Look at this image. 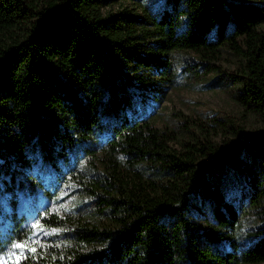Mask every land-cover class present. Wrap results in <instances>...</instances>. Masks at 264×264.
Wrapping results in <instances>:
<instances>
[{
    "label": "trees",
    "instance_id": "trees-1",
    "mask_svg": "<svg viewBox=\"0 0 264 264\" xmlns=\"http://www.w3.org/2000/svg\"><path fill=\"white\" fill-rule=\"evenodd\" d=\"M208 72L241 119L132 112L134 96ZM82 140L89 215L52 206L47 182L41 206L16 212L17 192H36L30 168ZM230 162L238 202L219 187ZM1 204L0 264L263 263L264 0H0ZM245 204L254 225L236 244Z\"/></svg>",
    "mask_w": 264,
    "mask_h": 264
},
{
    "label": "rangeland",
    "instance_id": "rangeland-1",
    "mask_svg": "<svg viewBox=\"0 0 264 264\" xmlns=\"http://www.w3.org/2000/svg\"><path fill=\"white\" fill-rule=\"evenodd\" d=\"M129 4V2H124ZM110 7L115 8V5ZM218 68L224 71H233V63L230 62L228 58H223L216 62ZM188 68H192V64H189ZM213 74L208 72V75L205 78H181L178 79L174 84L167 86L164 83H160V86L157 88L159 90L153 92L151 95L153 97H148L147 99L139 100L134 96L132 104V112L136 114H143L144 112H149L150 115H156L154 120L156 125H160L162 121L173 118L175 115H197L204 119H209L211 117L218 118H228L230 120L241 119L240 110L231 98L230 84L224 82L219 85L218 80L210 82L209 78ZM151 77H154V74H150ZM221 79V78H220ZM243 127L247 126V123L240 122ZM85 141L82 140L74 145V148L70 151L67 157L66 163H56L53 167L46 164L38 162V164L33 165L30 168V179L33 185L35 186L36 192L32 194L29 191L27 194L30 198L32 195V200L26 202L25 194L22 195L17 192L18 203L16 206V212H26V209H30L31 212L41 206L45 200L40 196L42 191L43 182H47L46 185L52 188H55L57 194H52L50 196V202L52 206L58 210H68V209H80L88 207L87 197L85 194L79 191V181L76 179V171L82 172L84 177H81V182L90 180L91 177H88L92 173L90 167L86 166L84 162L85 158L89 157L87 152L82 149V146L85 145ZM79 150H78V149ZM37 163V162H36ZM222 178L220 179V190L224 198L230 197L231 200L238 202L235 194L240 193L241 183L239 184L238 180L240 179L239 174L234 172L235 167L233 163H226L222 167ZM25 171V170H24ZM70 173L75 175L70 177ZM87 175V176H85ZM22 176V175H21ZM20 176V177H21ZM39 181L42 183L39 184ZM31 190V188H29ZM234 195V196H233ZM30 203L33 205L30 206ZM26 204V206H25ZM25 206V207H24ZM4 210L5 212L9 210V207L6 204L0 205V213ZM91 208H86L81 211L82 215H89ZM4 212V213H5ZM196 216L199 217V224L203 225V220L200 216L204 214L199 210L195 209ZM99 221L103 220V217L96 216ZM253 214L250 207L246 204L239 209L238 213V227L234 231H230L228 238L235 239L236 244L242 242L244 237L242 234L246 229L254 225ZM8 222V225H11L12 222L10 219L2 218L0 220V227ZM251 242L247 240L238 246V249L247 245ZM85 249L91 248L92 245H83ZM258 264H264L258 263Z\"/></svg>",
    "mask_w": 264,
    "mask_h": 264
},
{
    "label": "snow or ice",
    "instance_id": "snow-or-ice-1",
    "mask_svg": "<svg viewBox=\"0 0 264 264\" xmlns=\"http://www.w3.org/2000/svg\"><path fill=\"white\" fill-rule=\"evenodd\" d=\"M14 247H16V248H24L25 245H23V244H16V245H14ZM30 251L35 252L36 249L35 248H31Z\"/></svg>",
    "mask_w": 264,
    "mask_h": 264
}]
</instances>
